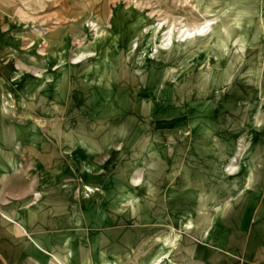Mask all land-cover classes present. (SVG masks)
<instances>
[{
    "label": "rangeland",
    "instance_id": "obj_1",
    "mask_svg": "<svg viewBox=\"0 0 264 264\" xmlns=\"http://www.w3.org/2000/svg\"><path fill=\"white\" fill-rule=\"evenodd\" d=\"M238 1L0 0L7 157L37 159L49 150L60 173L67 162L72 206L113 203L92 194L82 163L102 165L112 154L120 163L166 158L167 168L189 171L178 181L182 212L170 225V235L192 248L182 264L222 256L213 244L225 248L229 264H264V222L252 186L255 168L264 170V37L241 36L254 33L255 22ZM206 19L207 34L181 35ZM207 216L218 219L208 225ZM16 224L31 247L24 244L6 264H65L42 260L40 243Z\"/></svg>",
    "mask_w": 264,
    "mask_h": 264
},
{
    "label": "crops",
    "instance_id": "obj_2",
    "mask_svg": "<svg viewBox=\"0 0 264 264\" xmlns=\"http://www.w3.org/2000/svg\"><path fill=\"white\" fill-rule=\"evenodd\" d=\"M238 2L244 14L249 6L250 16L247 18L255 22L254 33H242L241 36L264 37V29H260L264 24V0ZM35 145L38 149V142ZM6 149V140L0 138V200H3L4 208L14 220L12 224L0 216V264L17 257L24 244L31 247L16 223L65 264H182L193 258L189 243H186L189 247L183 248V242L170 235L173 231L170 225L178 219L176 214L182 212L177 208L182 196L177 188L180 185L178 181L185 180L189 171L179 174L175 169L167 168L166 158L163 157L154 163L145 156L127 158L120 163L112 154L110 161L102 165L82 163L80 171L82 178L93 187L92 194L110 197L113 203L106 205L105 199L104 204L78 201L72 206L73 183L63 180L70 169L67 162H63L60 173L55 171L60 168L55 166V156L49 150L42 152L37 159H29L7 157ZM62 158L65 160V157ZM21 164L32 167L21 168ZM14 165L15 168L10 171ZM262 169L255 168L252 186L257 196L253 206L264 222ZM10 183L12 185L8 186ZM8 189L18 192L17 196L13 193L14 196L4 199ZM122 197L130 198V201L133 198L134 202L127 206L116 205V198ZM207 217L208 225L218 219ZM163 231L170 236H161ZM261 234L259 238L264 242V227ZM57 238L61 243L55 246ZM213 246L217 248H214V253L222 256L205 257V264H229L225 248L217 244ZM262 254L260 262L264 263V251Z\"/></svg>",
    "mask_w": 264,
    "mask_h": 264
},
{
    "label": "bare ground",
    "instance_id": "obj_3",
    "mask_svg": "<svg viewBox=\"0 0 264 264\" xmlns=\"http://www.w3.org/2000/svg\"><path fill=\"white\" fill-rule=\"evenodd\" d=\"M211 22H212L211 20L206 19L204 21V23L197 25L196 27H194V29H192V28L190 29L188 27L182 28V29H180L181 35L185 36V38H188L191 36L193 37V36H197V35L207 34V32L210 31L209 25ZM170 31L171 30H168L167 32H170ZM232 93L235 95H238L237 93H234V92H232ZM3 210H5L4 206L0 205V216L2 218H4L3 213H2ZM172 230H173V228H172ZM38 244H39V242H38ZM39 251L41 252V254L43 256L42 258L46 261L48 259L52 258L53 256H54V258H59L58 256L55 257L56 254L54 252H52L51 250H49L45 246H42V245L40 246V244H39Z\"/></svg>",
    "mask_w": 264,
    "mask_h": 264
}]
</instances>
